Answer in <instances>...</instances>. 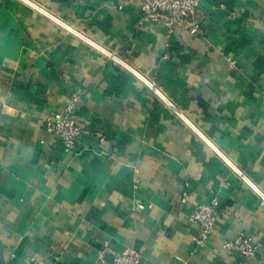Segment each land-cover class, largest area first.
Segmentation results:
<instances>
[{
	"label": "crops",
	"instance_id": "1",
	"mask_svg": "<svg viewBox=\"0 0 264 264\" xmlns=\"http://www.w3.org/2000/svg\"><path fill=\"white\" fill-rule=\"evenodd\" d=\"M196 17L190 34L140 0H0V264H264V0ZM73 98L65 151L44 123ZM239 234L254 257L222 249Z\"/></svg>",
	"mask_w": 264,
	"mask_h": 264
},
{
	"label": "built area",
	"instance_id": "2",
	"mask_svg": "<svg viewBox=\"0 0 264 264\" xmlns=\"http://www.w3.org/2000/svg\"><path fill=\"white\" fill-rule=\"evenodd\" d=\"M202 0H140L142 21L144 23L156 22L165 19L169 28L182 26L190 34H196L199 30V20L196 12ZM169 15V16H168ZM75 99L73 98L62 111L49 115L44 123L45 131L58 138L65 151L75 148L76 140L84 133L75 120ZM100 142H103L100 139ZM218 198L213 196L208 202L199 204L190 216V220L200 228V236L195 240L198 245H204L217 218ZM258 248L254 237L239 234L234 238L225 239L222 249L238 254L245 258L256 255ZM99 264H141L138 252L126 250L115 254L107 261L103 254L99 255ZM27 264H37L29 261Z\"/></svg>",
	"mask_w": 264,
	"mask_h": 264
}]
</instances>
